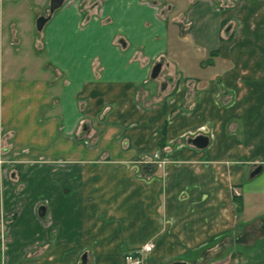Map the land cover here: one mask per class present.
Instances as JSON below:
<instances>
[{"label": "crops", "instance_id": "0c3cea01", "mask_svg": "<svg viewBox=\"0 0 264 264\" xmlns=\"http://www.w3.org/2000/svg\"><path fill=\"white\" fill-rule=\"evenodd\" d=\"M40 1L0 19V264H264V0Z\"/></svg>", "mask_w": 264, "mask_h": 264}, {"label": "rangeland", "instance_id": "374dc122", "mask_svg": "<svg viewBox=\"0 0 264 264\" xmlns=\"http://www.w3.org/2000/svg\"><path fill=\"white\" fill-rule=\"evenodd\" d=\"M93 1V0H91ZM43 1L40 0H0V19L3 20L4 24L9 25L12 21L17 22L21 28L22 34L25 36L29 35V38H32L35 41V38L39 35V31L36 26V21L38 18L37 6H41ZM44 7L48 5V2L43 4ZM8 30V29H7ZM30 33V34H29ZM28 40L26 42H29ZM27 54L22 52L18 57L6 56L4 54V64L7 63L8 67H19L21 65H28ZM16 73V71H15ZM18 74L21 75L22 72L18 71ZM22 75H32L31 72L22 74ZM145 263L154 264L157 259L149 258L148 254H145ZM190 259V258H189ZM191 260H189L190 262Z\"/></svg>", "mask_w": 264, "mask_h": 264}, {"label": "water", "instance_id": "95a60500", "mask_svg": "<svg viewBox=\"0 0 264 264\" xmlns=\"http://www.w3.org/2000/svg\"><path fill=\"white\" fill-rule=\"evenodd\" d=\"M63 1L64 0H51L50 1V7H49V15H51L56 9L61 7L63 4ZM48 18H49V16H44V15L37 18L36 26H37L38 30L43 29ZM160 69H161V63H157L152 70V77H156L159 74ZM188 141L198 148H204L208 145L209 138L207 135L199 134L193 138H190ZM145 171L149 172V171H151V168H145ZM259 171H260V167L257 168L254 172H252L251 176H254ZM45 212H46L45 206H41L39 208V215L44 216ZM86 262H87V254L84 253L80 258L79 264H86ZM172 264H191V263H188L186 261H175Z\"/></svg>", "mask_w": 264, "mask_h": 264}, {"label": "built area", "instance_id": "2783aa9c", "mask_svg": "<svg viewBox=\"0 0 264 264\" xmlns=\"http://www.w3.org/2000/svg\"><path fill=\"white\" fill-rule=\"evenodd\" d=\"M236 195H240V191L236 188L233 189ZM153 248L152 243H147L139 248L128 251L124 255L125 264H145V254L151 252Z\"/></svg>", "mask_w": 264, "mask_h": 264}, {"label": "trees", "instance_id": "16d2710c", "mask_svg": "<svg viewBox=\"0 0 264 264\" xmlns=\"http://www.w3.org/2000/svg\"><path fill=\"white\" fill-rule=\"evenodd\" d=\"M233 198H234V201L237 203V205H239L240 206V196L239 195H236V194H234V196H233Z\"/></svg>", "mask_w": 264, "mask_h": 264}]
</instances>
